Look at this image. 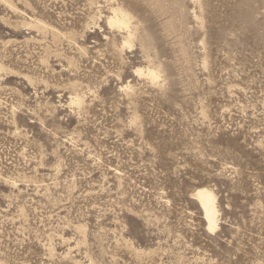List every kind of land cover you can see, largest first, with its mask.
Segmentation results:
<instances>
[{
  "label": "rangeland",
  "instance_id": "obj_1",
  "mask_svg": "<svg viewBox=\"0 0 264 264\" xmlns=\"http://www.w3.org/2000/svg\"><path fill=\"white\" fill-rule=\"evenodd\" d=\"M0 264H264V0H0Z\"/></svg>",
  "mask_w": 264,
  "mask_h": 264
},
{
  "label": "bare ground",
  "instance_id": "obj_2",
  "mask_svg": "<svg viewBox=\"0 0 264 264\" xmlns=\"http://www.w3.org/2000/svg\"><path fill=\"white\" fill-rule=\"evenodd\" d=\"M129 23L128 15L119 8L118 5L111 8V12L107 18V24L113 29H127ZM128 37L130 35L128 34ZM140 75L146 74L152 80L157 79V74L153 71L146 69V73H143L140 70ZM194 198L197 200L199 207L203 212V219L208 227L209 230L213 231L216 228V216H217V209H216V198L213 193L205 188L198 189L195 194Z\"/></svg>",
  "mask_w": 264,
  "mask_h": 264
}]
</instances>
